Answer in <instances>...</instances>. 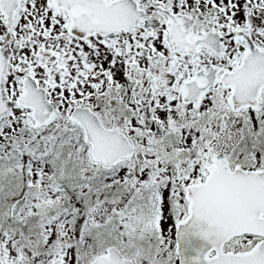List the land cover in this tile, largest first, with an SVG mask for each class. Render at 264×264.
<instances>
[{"label":"snow or ice","instance_id":"snow-or-ice-1","mask_svg":"<svg viewBox=\"0 0 264 264\" xmlns=\"http://www.w3.org/2000/svg\"><path fill=\"white\" fill-rule=\"evenodd\" d=\"M0 264H264V0H0Z\"/></svg>","mask_w":264,"mask_h":264}]
</instances>
